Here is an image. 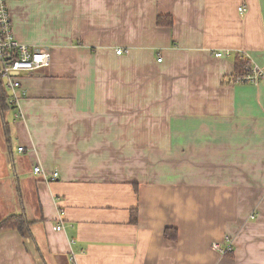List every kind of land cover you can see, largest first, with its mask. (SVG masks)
<instances>
[{
    "label": "crops",
    "instance_id": "0c3cea01",
    "mask_svg": "<svg viewBox=\"0 0 264 264\" xmlns=\"http://www.w3.org/2000/svg\"><path fill=\"white\" fill-rule=\"evenodd\" d=\"M9 9L52 61L0 109V220L32 222V237L0 231V264H264V83L233 78L240 58L264 70V0ZM226 235L233 255L212 247Z\"/></svg>",
    "mask_w": 264,
    "mask_h": 264
},
{
    "label": "built area",
    "instance_id": "2783aa9c",
    "mask_svg": "<svg viewBox=\"0 0 264 264\" xmlns=\"http://www.w3.org/2000/svg\"><path fill=\"white\" fill-rule=\"evenodd\" d=\"M241 14H244L246 7L239 8ZM124 49H118L117 54L122 55ZM216 57H224L225 52H217ZM162 57L158 61H162ZM52 61L51 54L48 48L34 47L20 42L14 33V24L9 9V0H0V76L4 80V85L9 94V102L12 105H19L20 101L27 96L20 75L22 73H31L39 71L50 66ZM18 72V75L14 73ZM237 81L250 82L255 85L264 83V70L257 64L250 61L246 63L245 71L236 77ZM21 113H16L15 118H19ZM18 150L22 152L23 146H19ZM36 174L43 172L40 166L34 169ZM59 178V171L53 172L46 179L55 181ZM55 230H63L61 223L54 227ZM213 249L221 255H228L234 252V239L226 235L221 242H214Z\"/></svg>",
    "mask_w": 264,
    "mask_h": 264
},
{
    "label": "trees",
    "instance_id": "16d2710c",
    "mask_svg": "<svg viewBox=\"0 0 264 264\" xmlns=\"http://www.w3.org/2000/svg\"><path fill=\"white\" fill-rule=\"evenodd\" d=\"M158 23L161 26H170L172 27L174 22L172 17L170 16H160L158 18ZM246 67V61L243 59H239L236 64V73H234V80L239 74H243ZM12 108L11 103L9 102V94L4 85V80L0 76V109L2 110L3 114L5 115L7 110ZM6 131L9 134V123L5 121ZM137 185V184H135ZM138 219V209H134L132 211V221L136 222ZM31 221L24 214H12L7 216L6 218L0 220V231L3 230H18L22 236L28 238L32 237L31 234ZM165 236L169 239L175 240L178 237V229L174 227H167L165 229ZM228 255H233L229 253Z\"/></svg>",
    "mask_w": 264,
    "mask_h": 264
},
{
    "label": "rangeland",
    "instance_id": "374dc122",
    "mask_svg": "<svg viewBox=\"0 0 264 264\" xmlns=\"http://www.w3.org/2000/svg\"><path fill=\"white\" fill-rule=\"evenodd\" d=\"M12 111H13V108H11L10 110H9V114H8V116H7V118L8 119H10L11 117H12ZM0 116H1V114H0ZM2 119H1V117H0V129H3L2 128V121H1ZM13 147H15V145H13Z\"/></svg>",
    "mask_w": 264,
    "mask_h": 264
},
{
    "label": "water",
    "instance_id": "95a60500",
    "mask_svg": "<svg viewBox=\"0 0 264 264\" xmlns=\"http://www.w3.org/2000/svg\"><path fill=\"white\" fill-rule=\"evenodd\" d=\"M14 74H15V75H18L19 73H18V72H15Z\"/></svg>",
    "mask_w": 264,
    "mask_h": 264
}]
</instances>
